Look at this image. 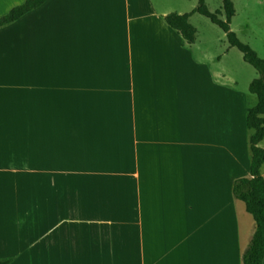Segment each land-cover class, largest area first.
Segmentation results:
<instances>
[{
  "label": "crops",
  "instance_id": "1",
  "mask_svg": "<svg viewBox=\"0 0 264 264\" xmlns=\"http://www.w3.org/2000/svg\"><path fill=\"white\" fill-rule=\"evenodd\" d=\"M97 6L99 19L113 14L104 30L115 41L113 62L106 44L97 38L92 46L75 21ZM169 12L157 0H46L20 18L39 15L63 38L67 16V69L34 73L35 152L0 149V258H12L10 264H243L256 222H247L250 235L237 244L241 219L229 167L232 208L208 209L224 193V167L217 159L210 169L207 156L230 147L233 136L229 125H220L217 91L205 98L186 85L188 71L216 89L229 73L220 51L195 55L198 35L188 44L165 22ZM222 42L226 53L234 47ZM4 79L0 73L1 88ZM207 110L217 125L209 126ZM8 128L21 138L15 118ZM4 135L0 120V145ZM71 157L80 167L62 165ZM59 175L66 183H58ZM188 199L198 204L186 205L192 216L168 214ZM75 223L88 229L76 231Z\"/></svg>",
  "mask_w": 264,
  "mask_h": 264
},
{
  "label": "rangeland",
  "instance_id": "2",
  "mask_svg": "<svg viewBox=\"0 0 264 264\" xmlns=\"http://www.w3.org/2000/svg\"><path fill=\"white\" fill-rule=\"evenodd\" d=\"M23 1L0 0V16ZM130 1L133 2V0ZM157 2L160 7L168 9V12L170 10V12L177 13H190L198 5V0H157ZM205 2L212 12L222 9V0H205ZM233 2L236 12L232 18L231 30L237 34L242 42L250 45L259 57L264 59V0H233ZM93 8L90 11L83 12V16L78 15L75 21L77 20V23L84 25L85 35H87V40L92 46H94L95 39L97 38L101 39L102 44H106L108 60L113 62L115 57L112 51L115 41L110 33L104 31L109 27L113 14L107 12L105 16L99 19V11L102 10V6ZM56 9L57 11L53 16L54 19L59 14V8ZM221 18L225 19L224 14L221 15ZM65 19L66 23L62 25V30L64 31L61 34L64 36L63 38L55 34V30L58 28L57 25H53L51 22L45 23L40 21L39 15L36 17V14L30 20L18 19L16 22L0 29V73H3L5 77L4 88L0 87V106H5V116L0 115V120L4 122L6 134L4 135L5 138L2 140L0 149L4 151L23 150L35 152L36 138L35 132L31 128L35 126L38 116L36 113L38 103H35L34 73L66 71L67 45L65 34L67 16ZM47 21L49 20L47 19ZM190 22L197 29L198 39L201 40L200 51L195 49V55L197 57L198 55L202 56L203 52L207 50L215 56L220 51L223 54L222 65L233 78L231 79L229 75L221 76L220 82L218 81V89H216L215 87L200 84V78L194 72L188 71L186 73L187 87L201 89L203 97L210 98L217 91L219 97L217 98L218 105L216 109L219 112L220 125L224 126V130L226 129V125H229L233 136L230 147L223 144L224 147L219 154L207 156V164L210 169L217 159L223 163L222 166L224 167L222 180L224 193L217 200V203L210 204L208 209L212 212L215 206L224 204L226 208L225 212L227 213L232 208L233 198L231 189L226 190L229 178L227 167L233 173L234 176H232L235 177V180L249 177L250 175L252 155L249 137L251 130L246 126V115L248 109L257 104V97L250 92L249 86L254 79L259 77V74L252 65L245 62L242 52L237 47L234 46L226 53L227 49L222 42L223 39L227 40L226 33L209 18L198 12H194L190 17ZM173 38L182 39L177 34H174ZM76 41H78V44L81 43L80 40ZM224 83H227V85ZM211 112L207 110L203 114L204 116L208 114L209 126L217 123V117H211ZM225 112L229 113L230 120L228 123L225 120ZM12 118H15V126L19 127L16 132L21 138L9 136L8 121ZM10 127H12V123ZM48 133L55 132H51L50 130ZM203 134L205 136L204 129ZM216 135L220 141L221 138L218 131ZM62 143H65V138L59 136V144ZM260 146L264 149V140L260 142ZM59 150V153L65 154L64 146L61 145ZM60 161L62 165L80 167L73 163L74 157ZM262 173L264 177V164L262 166ZM191 177L192 174H189V179ZM57 181L58 183H66L67 176L59 175ZM28 197L33 198V195L29 194ZM34 199L35 197L31 201ZM166 199L168 201L171 199L169 191L166 193ZM189 202H192L195 208L198 207L195 200L189 201L188 199L185 202V206L181 207V211L170 207L168 214L185 213L187 216H192L194 211L186 206ZM235 205L237 214L241 219L240 232L238 233L236 243L243 244L247 236L250 235V230L247 231V222L251 220L253 222L254 219L247 212L245 203L242 200H236ZM28 215L33 216L32 209L28 211ZM74 226L76 231L88 229L84 223H75ZM249 243L248 238L244 248L246 247L247 249ZM241 262L240 264H242Z\"/></svg>",
  "mask_w": 264,
  "mask_h": 264
},
{
  "label": "trees",
  "instance_id": "3",
  "mask_svg": "<svg viewBox=\"0 0 264 264\" xmlns=\"http://www.w3.org/2000/svg\"><path fill=\"white\" fill-rule=\"evenodd\" d=\"M46 0H24L0 16V28L10 25L28 12L40 7ZM198 12L218 25L227 35L230 45L237 47L246 62L259 74L249 86L257 97V104L247 113L246 124L252 130L250 149L252 154L250 177L238 178L234 182L233 192L237 199L245 203L246 210L253 216L256 229L251 241L243 253V264H262L264 258V177L261 173L264 164V149L260 142L264 139V59L248 44L242 42L231 30L235 16L233 0H222V9L210 11L205 0H198L197 7L190 13L170 12L164 16L165 22L176 30L188 44L196 41L197 29L190 22V17ZM224 14L225 19L221 18ZM12 258H0V264H10Z\"/></svg>",
  "mask_w": 264,
  "mask_h": 264
}]
</instances>
